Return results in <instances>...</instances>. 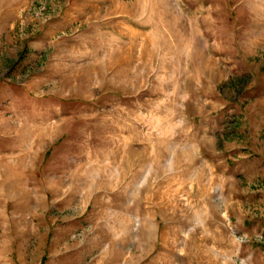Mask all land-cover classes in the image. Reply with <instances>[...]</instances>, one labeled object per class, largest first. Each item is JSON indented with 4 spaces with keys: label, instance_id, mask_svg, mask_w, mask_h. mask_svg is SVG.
<instances>
[{
    "label": "rangeland",
    "instance_id": "obj_1",
    "mask_svg": "<svg viewBox=\"0 0 264 264\" xmlns=\"http://www.w3.org/2000/svg\"><path fill=\"white\" fill-rule=\"evenodd\" d=\"M0 264H264V0H0Z\"/></svg>",
    "mask_w": 264,
    "mask_h": 264
},
{
    "label": "bare ground",
    "instance_id": "obj_2",
    "mask_svg": "<svg viewBox=\"0 0 264 264\" xmlns=\"http://www.w3.org/2000/svg\"><path fill=\"white\" fill-rule=\"evenodd\" d=\"M0 186L1 187H4L5 188V191H7L8 188H12V187H9L10 185L9 186L8 185H4V184L1 185V183H0Z\"/></svg>",
    "mask_w": 264,
    "mask_h": 264
}]
</instances>
